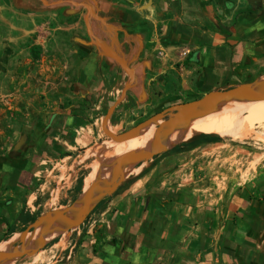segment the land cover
I'll return each mask as SVG.
<instances>
[{
    "label": "crops",
    "instance_id": "0c3cea01",
    "mask_svg": "<svg viewBox=\"0 0 264 264\" xmlns=\"http://www.w3.org/2000/svg\"><path fill=\"white\" fill-rule=\"evenodd\" d=\"M27 2L75 9L77 29L86 25L78 53L81 103L26 123L0 155V244L22 237L52 201L72 205L74 188L62 183L70 160L102 139V122L131 81L99 43L135 73L111 130L167 102L264 75V0ZM192 154H166L123 177L65 246L54 240L52 264H264V176L213 191L204 161Z\"/></svg>",
    "mask_w": 264,
    "mask_h": 264
},
{
    "label": "rangeland",
    "instance_id": "374dc122",
    "mask_svg": "<svg viewBox=\"0 0 264 264\" xmlns=\"http://www.w3.org/2000/svg\"><path fill=\"white\" fill-rule=\"evenodd\" d=\"M69 10L67 12L49 4L36 7L27 0H0V155L17 140L26 123L48 121L52 116L81 103V92L77 86L78 53L81 42L85 40L81 31L83 33L86 25L82 24V30L81 27L77 29L79 18L74 16L77 13L75 9ZM258 81H264V75L252 82L243 81L240 85ZM199 98L201 96L196 100ZM183 104L185 103L167 102V105L156 106L146 113L141 112L142 116H136L135 121L111 131L116 134L124 133L150 117L166 112L175 113V109ZM227 109L228 107H220L216 113L225 114ZM197 118L193 117V121ZM252 122L255 123L251 127L228 137L218 135L208 140L177 143L170 150H151L149 147L146 155L129 152L139 150L140 146L134 145L121 152L120 156L111 157L110 160L115 163L113 174L115 175V168L121 158H127L122 163L125 165L123 168H129L134 173L146 162L169 155L179 147L192 152L199 162L204 161L202 171L207 176L208 187L213 191H224L228 183L233 185L264 176V139L260 137L264 119L256 117ZM195 134L198 133L193 135ZM101 135L102 139L97 144L74 153L62 183L67 182L68 187L75 188L82 181V191L83 187H88L96 175V162L106 161L109 158L104 155L112 153L110 142L113 140L103 130ZM151 139L152 137L139 141L147 142ZM93 150H98L99 155L89 158L88 154ZM150 151L151 157L147 159ZM123 177L125 176L120 173V179ZM65 192L66 188L63 190V197L66 196ZM55 196L52 195V198ZM69 198L71 199L70 195L67 201ZM60 202L59 198L52 201L39 214L57 213L65 216L72 205L61 206ZM90 205L92 208L94 203ZM88 218L89 215L80 226L88 222ZM80 226L66 227V231L60 235V239H64L60 245L65 246L72 233L81 229ZM57 242H51L13 263L52 264L59 254L58 247H54Z\"/></svg>",
    "mask_w": 264,
    "mask_h": 264
},
{
    "label": "bare ground",
    "instance_id": "6f19581e",
    "mask_svg": "<svg viewBox=\"0 0 264 264\" xmlns=\"http://www.w3.org/2000/svg\"><path fill=\"white\" fill-rule=\"evenodd\" d=\"M248 89L252 93H257L264 89V81L249 84ZM220 107H228L227 112L225 114L216 113V110ZM195 113L199 112L195 110ZM256 117L264 119V101L250 102L238 96H233L219 101L209 114L198 117L194 121L193 117H187L178 126L172 128H157L155 125H150L126 142L116 143L111 141L110 147L112 153L108 154L105 152L106 155H104L109 159L106 158L107 160L102 163L101 161L100 163L96 162V175L94 179L87 188L84 189L83 187L80 198L67 209L66 218L72 222L80 221L84 213L82 205L84 197L90 196L95 191L104 192L113 189V171L115 163L110 160L112 156H120L121 152L134 145H139V150H132L129 152L136 155H146L151 146H155L157 150H170L173 149L177 143L187 142L194 133L216 134L221 137H228L251 127L255 123L252 122V119ZM151 137L152 139L147 142L139 141ZM260 137L264 139V127ZM97 155H99V151L93 150L88 154V157H96ZM124 166H121V173L127 177L132 171L129 168L126 170L123 168ZM66 229V226L58 222H49L37 226L27 237L26 252L33 253L41 247L51 243L59 238ZM20 239L21 236L17 234L0 244V254H11L15 250L16 245L20 242ZM14 261L15 260H5L2 262L11 264Z\"/></svg>",
    "mask_w": 264,
    "mask_h": 264
},
{
    "label": "water",
    "instance_id": "95a60500",
    "mask_svg": "<svg viewBox=\"0 0 264 264\" xmlns=\"http://www.w3.org/2000/svg\"><path fill=\"white\" fill-rule=\"evenodd\" d=\"M249 1L252 4H256L259 0H249ZM110 39H111V37H110ZM111 42L113 43V39H111ZM99 45H100L101 49H103V51H105L107 53V55H109L111 58H113L124 69V71L129 75V77L131 79L130 83L124 88L121 98L115 103L114 106H112L108 110L107 115H106L104 121L102 122L103 132L105 133V135H107L111 140H113L116 143L128 141L129 139H131L135 135L139 134L140 132H142L145 128H147L150 125H155L158 128H172V127L178 126L187 117H203V116L209 114L210 111L215 107V105L219 101L233 97V96H238V97H240L246 101H250V102H262V101H264V89L257 92V93H252L248 89V85L234 86L233 88H230V89L211 92V93H209V94H207V95H205V96H203L197 100L185 103V104L177 107L175 109V111H176L175 113L166 112L162 115L150 117L149 119L138 124L136 127H133L132 129H130L129 131H126V132L121 133V134H116V133L112 132L111 129L109 128V121H110V118L115 111V108L117 107V105H119L121 103V101L124 99L126 93L132 87L133 83L135 82V73L129 67V65L115 53V51L113 49L107 50L100 43H99ZM258 82H260V81H258ZM195 110H197L199 113H195ZM216 136H218V135L198 133V134L193 135L188 141L189 142H197V141L213 138ZM155 148H156L155 146L150 147L151 150L155 149ZM150 155H151V151L149 152V157H147V159L151 157ZM126 159L127 158H121V159H119V161L117 163V166L115 168V175H113L114 176V187L111 191H104V192L95 191L90 196L83 198L82 205H83L84 213H83V216H82L80 221H78V222L69 221L66 218L67 213L65 216L59 215L57 213H47V214L43 215L31 227H29V229L26 232H24L22 234L20 246H16L15 250L11 254H0V262L5 261V260L19 261L24 256H28V255L32 254V253L26 252V242L27 241H25V240L27 239V235L29 233L33 232L36 229V227L39 225L47 224L49 222H58V223L63 224L66 227L80 226V224H82L86 220L87 216L93 210V208L98 203V201L101 198H103L104 196H106V195H108L114 191L118 182L122 179V178L120 179L121 166H122L123 161ZM131 159H134V157H132ZM80 196L78 197V199L80 198ZM74 203H72V205ZM90 203H92V204L94 203L92 208L90 207L91 206ZM37 251H35V252H37Z\"/></svg>",
    "mask_w": 264,
    "mask_h": 264
},
{
    "label": "trees",
    "instance_id": "16d2710c",
    "mask_svg": "<svg viewBox=\"0 0 264 264\" xmlns=\"http://www.w3.org/2000/svg\"><path fill=\"white\" fill-rule=\"evenodd\" d=\"M208 140V139H207ZM182 149L181 148H179V147H177V148H175L171 153H178V152H180ZM170 153V154H171ZM81 193H82V181L81 182H79V186H77V187H75L74 189H73V194H72V197H71V200H72V203H74L77 199H78V197L81 195ZM66 231V230H65ZM64 231V232H65ZM63 232V233H64ZM62 233V234H63ZM61 234V235H62ZM55 242V241H54Z\"/></svg>",
    "mask_w": 264,
    "mask_h": 264
}]
</instances>
